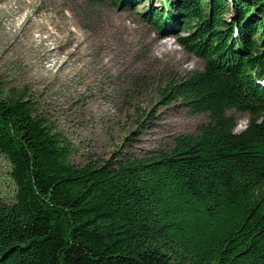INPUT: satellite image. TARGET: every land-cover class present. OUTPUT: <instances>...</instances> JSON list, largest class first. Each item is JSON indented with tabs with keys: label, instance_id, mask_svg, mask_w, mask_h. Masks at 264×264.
<instances>
[{
	"label": "trees",
	"instance_id": "1",
	"mask_svg": "<svg viewBox=\"0 0 264 264\" xmlns=\"http://www.w3.org/2000/svg\"><path fill=\"white\" fill-rule=\"evenodd\" d=\"M143 17L203 62L159 102L209 122L168 152L74 165L26 96L0 92L16 189L0 203V264H264V0H162ZM230 111L249 117L242 132Z\"/></svg>",
	"mask_w": 264,
	"mask_h": 264
},
{
	"label": "rangeland",
	"instance_id": "2",
	"mask_svg": "<svg viewBox=\"0 0 264 264\" xmlns=\"http://www.w3.org/2000/svg\"><path fill=\"white\" fill-rule=\"evenodd\" d=\"M161 2L0 0L3 98L26 96L71 146L74 165L170 151L174 138L195 135L209 120L179 103L159 102L166 82L203 67L175 34L162 38L143 17ZM228 114L238 132L249 121ZM10 173L0 154V203L14 202Z\"/></svg>",
	"mask_w": 264,
	"mask_h": 264
}]
</instances>
